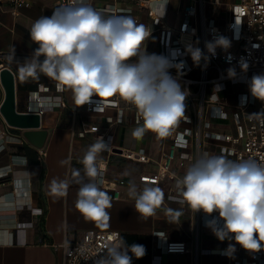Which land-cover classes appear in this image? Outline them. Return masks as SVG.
Here are the masks:
<instances>
[{
	"label": "clouds",
	"instance_id": "clouds-1",
	"mask_svg": "<svg viewBox=\"0 0 264 264\" xmlns=\"http://www.w3.org/2000/svg\"><path fill=\"white\" fill-rule=\"evenodd\" d=\"M167 3L154 0L153 6L162 7L164 14ZM29 33L39 47L23 63L17 62L22 80L38 79L43 74L56 81L61 91H69L76 107L90 104L94 96L101 103L103 98L117 96L133 107L138 120L143 122L131 133L138 140L147 132L166 139L187 119L185 100L189 93L179 82L184 61L148 54L144 42L151 31L133 17L105 16L88 0H69L54 9L50 17L34 20ZM230 47L231 41L219 35L205 42L208 55L192 45H187L185 52L200 66L201 60L208 62L216 55L217 48ZM11 58L15 59V49ZM240 67L247 72L248 63L241 61ZM171 68L176 69V77L171 75ZM227 75L233 79L237 74L234 68H229ZM249 91L264 102V74L252 76ZM108 148L103 137H98L79 161L83 176L80 170H73L74 182L80 185L75 208L85 221L102 223L110 219L107 210L112 207V197L99 186L105 165L98 159ZM68 187L66 180H53L51 190L64 196ZM176 188L183 203L194 213L219 214L218 219L206 222L218 240H234L250 253L264 250V164L252 159L233 161L224 155L204 152L176 180ZM128 195L144 219L155 216L164 202L162 189L150 184L142 188L133 184ZM218 220L223 221L222 227ZM235 244L230 243L224 252L229 258L236 251ZM128 251L140 259L146 249L139 244L126 249L120 240L108 245L106 256L96 264H132Z\"/></svg>",
	"mask_w": 264,
	"mask_h": 264
},
{
	"label": "crops",
	"instance_id": "crops-1",
	"mask_svg": "<svg viewBox=\"0 0 264 264\" xmlns=\"http://www.w3.org/2000/svg\"><path fill=\"white\" fill-rule=\"evenodd\" d=\"M30 1V6L19 9L17 15L11 14L9 2H0V54H3V66L14 74L16 109L21 112L27 111L29 95L38 86L46 85L54 93L56 85V81L43 74L38 79L22 80L17 71V62L23 63L39 47L31 40L29 33L33 21L42 16L50 17L58 7L57 0ZM113 1L120 7L136 9L132 0H89V3L97 9ZM177 3V0L171 1L172 13L176 11ZM102 13L105 16L111 15L108 12ZM140 17L142 24L150 26L146 16ZM144 48L148 54L159 55L153 37L149 36L144 42ZM13 49L15 59L11 58ZM40 59L43 60L44 57L41 56ZM62 97L66 107L40 115V127L47 134L39 148L23 137V130L8 126L0 115V169L10 164L13 155H22L27 160L25 166L13 167L10 177L0 179V264H60L61 252H55L48 242L60 243L66 238L73 239L84 229H114L120 232L121 240L128 248L133 244L143 245L146 252L140 259L129 251L132 264H231L248 256V252L238 250L234 240H218L206 226V216L202 215L197 223L195 213L187 205L168 200L167 195L175 191L173 183L154 185L143 178L145 174L157 170V161L167 141L158 139L151 132H147L142 139L133 138L132 130L140 124L113 127V144L135 150L144 149L150 156V161L139 163L113 154L108 158L102 152L98 159H109L107 178H123L127 184L119 187L120 198L112 199V207L107 210L109 221H85L75 208L80 185L74 182L73 170H80L83 176V165L79 161L88 147L98 137L105 135L107 123L103 115L88 113L82 108L73 117L71 93L63 91ZM3 98L4 90L0 84V104ZM105 115L114 116L115 111L107 109ZM126 118L131 119L129 112L126 113ZM86 126L90 129L86 130ZM83 130L85 134L80 136L79 132ZM39 152L45 154L40 156ZM191 163L193 161L189 160L182 167L173 165L176 177L182 178ZM53 180L69 182L66 195L59 196L52 192ZM140 182L158 186L164 193L163 205L155 216L147 219L136 211L134 200L128 195L129 187ZM15 186H22L23 196H14L12 189ZM101 189L111 194L110 191ZM18 206L23 208L19 209ZM39 208L42 209V214H36L35 210ZM168 209L172 212L169 213ZM176 213L181 214L177 217ZM24 222H31V225L19 224ZM154 231L165 232L170 240L185 241L188 251L184 254L160 252L155 245ZM230 243L236 247L231 258L220 253ZM204 250L211 252L205 253ZM155 255L160 257L154 260Z\"/></svg>",
	"mask_w": 264,
	"mask_h": 264
},
{
	"label": "built area",
	"instance_id": "built-area-1",
	"mask_svg": "<svg viewBox=\"0 0 264 264\" xmlns=\"http://www.w3.org/2000/svg\"><path fill=\"white\" fill-rule=\"evenodd\" d=\"M132 1L135 3V10L120 7L115 1L98 7L97 10L111 15L131 16L137 23H141V15L146 16L150 23V26L146 27L151 31L150 37H153L159 55L168 56L177 62L184 61L179 82L189 93L185 100L187 119L182 120L172 135L166 138L167 145L161 150L157 170L145 174L143 178L154 185L173 183L175 191L168 194L167 199L187 205L178 194L176 180L179 178L172 170L173 165L182 167L189 160L194 162L204 152L224 155L233 161L252 159L264 164V114H261L264 113V102L254 98L249 91L252 76L264 74V0H177L174 13L171 11L172 0H167L164 14L162 7L153 6L154 0ZM0 2L11 4L12 15H17L19 9L31 4L30 0ZM68 2L69 0L56 1L58 7ZM219 35L227 37L231 41V47L227 50L217 48L215 56L210 57L208 62L201 60L200 66H196L191 56L186 54V46L199 47L208 55L205 42L212 41ZM2 56L3 54H0V69L3 66ZM241 61L248 63L247 72L241 71ZM229 68L236 71L237 75L233 79L228 78ZM169 71L173 77L177 76L175 68ZM62 92L57 85L54 93L50 92L46 85L38 86L29 95L27 112L42 115L49 110L60 111L67 106ZM99 99L94 96L90 104L80 107L73 104L72 116L76 117L81 108L88 113L103 115L107 123L106 133L103 135L104 141L109 145L108 150L104 151L107 157L113 154L134 162L148 163L150 156L144 149L135 150L113 144V127L143 123L138 120L136 110L117 96L103 98V103ZM107 109H113L115 115H105ZM127 112L130 113L131 119L127 120ZM85 129L89 130L90 127L86 126ZM84 134V130L79 132L80 136ZM39 154L43 156L45 153ZM108 158L102 160L105 168L99 178V186L110 191L109 195L116 200L121 195L119 187L126 185L127 181L123 178H107ZM26 164L24 156L13 155L10 164L0 169V179L10 177L13 167ZM135 185L137 188L144 186L143 182ZM13 188L14 196H23L22 186ZM18 208L22 209L23 206ZM35 212L42 214V209H36ZM202 215L210 221L213 218L218 219L219 214L196 212L197 223ZM19 224L31 225V222ZM218 224L222 227L223 221L218 220ZM153 235L160 252L184 254L188 251L185 241L167 239L163 231H154ZM120 240V232L114 229H84L73 239L66 238L60 243L52 241L48 242V245L55 252H61L60 264H96L97 260L106 256L107 246ZM237 248L244 253L248 252L238 244ZM225 250L221 249L220 253L225 255ZM159 257L155 255L153 259ZM231 264H264V250L257 253L248 252V256L245 255Z\"/></svg>",
	"mask_w": 264,
	"mask_h": 264
},
{
	"label": "water",
	"instance_id": "water-1",
	"mask_svg": "<svg viewBox=\"0 0 264 264\" xmlns=\"http://www.w3.org/2000/svg\"><path fill=\"white\" fill-rule=\"evenodd\" d=\"M0 84L4 98L0 104V115L11 127L23 130V137L35 147H41L47 131L40 127V115L37 112H21L16 109L15 82L13 72L6 66L0 69Z\"/></svg>",
	"mask_w": 264,
	"mask_h": 264
},
{
	"label": "rangeland",
	"instance_id": "rangeland-1",
	"mask_svg": "<svg viewBox=\"0 0 264 264\" xmlns=\"http://www.w3.org/2000/svg\"><path fill=\"white\" fill-rule=\"evenodd\" d=\"M245 90H247V88ZM125 160H127V159H125Z\"/></svg>",
	"mask_w": 264,
	"mask_h": 264
}]
</instances>
